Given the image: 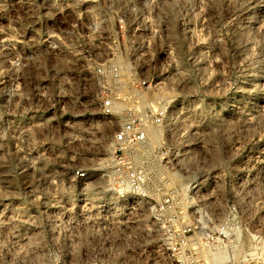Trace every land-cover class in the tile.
I'll list each match as a JSON object with an SVG mask.
<instances>
[{
  "label": "rangeland",
  "instance_id": "rangeland-1",
  "mask_svg": "<svg viewBox=\"0 0 264 264\" xmlns=\"http://www.w3.org/2000/svg\"><path fill=\"white\" fill-rule=\"evenodd\" d=\"M65 3L72 1L0 0V264L59 259L66 233L77 232V221L54 211L67 186L63 172L103 161L81 158L67 145V120L82 112L93 118V106L56 111L61 93L51 86L62 85L67 70L81 81L76 62L68 69L62 54L67 47L78 52L83 30L66 27L71 18L53 21ZM129 16L151 23L129 32L147 31L150 49L141 51L152 57L142 71L164 82L167 93L160 95L173 105L161 135L201 134L197 155L186 162L214 167L240 161L247 174L260 176L264 201V0H148ZM135 42L131 51L141 58L142 44ZM89 85L88 93L78 92L80 84L70 94L92 97L96 84ZM147 115L153 123L150 110ZM245 241L247 256L260 254L264 232L258 242ZM72 255L78 260L77 251Z\"/></svg>",
  "mask_w": 264,
  "mask_h": 264
},
{
  "label": "built area",
  "instance_id": "built-area-1",
  "mask_svg": "<svg viewBox=\"0 0 264 264\" xmlns=\"http://www.w3.org/2000/svg\"><path fill=\"white\" fill-rule=\"evenodd\" d=\"M66 1L72 3L61 4L53 21L71 18L65 26L83 30L78 52L65 49L75 58L81 81L67 70L60 76L64 83L51 86L61 93L56 111L93 106V118L79 112L67 120L72 124L67 145L77 147L81 158L103 161L67 166L63 172L67 186L61 208L54 211L77 221V232L66 233L64 253L52 264H264V248L250 257L245 248L246 238L258 242L264 232L260 176L247 174L240 161L214 167L187 163L202 143L199 133H160L141 155L134 153L147 142L145 117L162 131L173 107L165 97L147 106L139 98L140 93L166 92L162 80L142 71L152 57L142 52L151 45L147 31L129 32L151 26L129 16L148 0ZM135 41L142 44L137 48L141 58L131 51ZM93 81L92 97L70 94L80 84L78 92L88 93ZM41 96L51 105L50 96ZM235 154L242 157L241 150ZM221 251L227 256L215 259Z\"/></svg>",
  "mask_w": 264,
  "mask_h": 264
},
{
  "label": "bare ground",
  "instance_id": "bare-ground-1",
  "mask_svg": "<svg viewBox=\"0 0 264 264\" xmlns=\"http://www.w3.org/2000/svg\"><path fill=\"white\" fill-rule=\"evenodd\" d=\"M64 54L69 57V60L70 61L67 63V68L70 69L69 67H72V60H74V61H76V60L71 55L70 52L64 50L62 55H64ZM160 94H161V92H155V93H152V94H149V93H140L139 94V98L141 99L142 104L144 106H147L150 101H156L157 99L161 98L162 96ZM120 108H121V106L118 105L117 106V109L119 110ZM145 119H146V122H147V135H148V138H147V142L146 143H143L142 145L138 146L135 149V152L134 153L137 154V155H141V153L143 151L147 150V148H149L150 145H152L153 143H155L157 136L161 133V131H160L161 129L159 127L154 126V125L148 123L147 117H145ZM226 256H227V253L225 251H221V252H219V253H217L215 255V259L222 260V258H225ZM260 256L262 258H264V255L263 254H261ZM43 264H45V263L43 262Z\"/></svg>",
  "mask_w": 264,
  "mask_h": 264
}]
</instances>
